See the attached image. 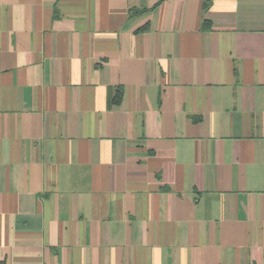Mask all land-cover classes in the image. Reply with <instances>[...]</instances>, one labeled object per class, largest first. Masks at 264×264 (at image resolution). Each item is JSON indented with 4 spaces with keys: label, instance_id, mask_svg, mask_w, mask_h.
Segmentation results:
<instances>
[{
    "label": "crops",
    "instance_id": "0c3cea01",
    "mask_svg": "<svg viewBox=\"0 0 264 264\" xmlns=\"http://www.w3.org/2000/svg\"><path fill=\"white\" fill-rule=\"evenodd\" d=\"M0 264H264V0H0Z\"/></svg>",
    "mask_w": 264,
    "mask_h": 264
},
{
    "label": "trees",
    "instance_id": "16d2710c",
    "mask_svg": "<svg viewBox=\"0 0 264 264\" xmlns=\"http://www.w3.org/2000/svg\"><path fill=\"white\" fill-rule=\"evenodd\" d=\"M119 99V98H118Z\"/></svg>",
    "mask_w": 264,
    "mask_h": 264
}]
</instances>
